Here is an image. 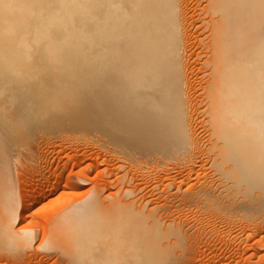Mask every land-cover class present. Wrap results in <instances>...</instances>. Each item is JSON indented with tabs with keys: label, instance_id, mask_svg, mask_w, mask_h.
<instances>
[{
	"label": "bare ground",
	"instance_id": "1",
	"mask_svg": "<svg viewBox=\"0 0 264 264\" xmlns=\"http://www.w3.org/2000/svg\"><path fill=\"white\" fill-rule=\"evenodd\" d=\"M89 138L137 171L205 158L196 202L264 231V0H0V255L47 264L39 222L67 209L38 246L67 264H181L151 201L104 203Z\"/></svg>",
	"mask_w": 264,
	"mask_h": 264
},
{
	"label": "rangeland",
	"instance_id": "2",
	"mask_svg": "<svg viewBox=\"0 0 264 264\" xmlns=\"http://www.w3.org/2000/svg\"><path fill=\"white\" fill-rule=\"evenodd\" d=\"M205 3L202 1L201 7ZM198 53L199 55L194 58L202 62L204 57L201 56L200 49ZM192 61L193 58L189 56V62ZM96 140L89 138L87 141H73L72 143L88 151V163L96 165L105 160L100 168L107 172L102 183L108 186V190L103 195L104 198L107 197L104 203L109 204L115 196L123 198V193L127 189L138 191L136 195L124 196V199L135 201V205L151 201L148 205L149 209L156 208L157 214L163 219L169 223L173 222L174 225L179 224L188 237L183 247L178 248L175 253L176 256L183 255L181 264H264V231H258L239 221L240 218L233 216V213L228 211V207L222 208L219 213L215 214L210 212L211 209L207 203L196 202L195 197L201 193L202 188L215 180L214 171L210 168L209 162H204L205 158H198L193 164L183 159L172 161L168 164L167 171L149 169L137 171L139 167L131 169L123 160H114L107 156L104 148L95 145ZM101 149L104 151H100ZM99 154L101 157H98ZM124 165L125 168L109 175L111 170ZM100 170L93 169L91 178H95ZM168 175L171 176L166 180ZM122 177H125L124 181L120 180ZM131 178H133L132 183L128 185ZM170 182L174 184L169 190H165ZM93 186L90 183L84 189L79 190V193ZM76 199L80 200V197L76 196ZM43 204H50V201ZM53 205L58 207L63 205V199L50 204L49 207H54ZM65 211L39 222L41 235L35 245L36 248L31 250L33 260L38 253L47 260V264H67L58 252L47 250L45 244L38 248L44 237L42 234L57 223ZM0 257V264H28V259L25 258L27 261L21 259L22 256L2 254Z\"/></svg>",
	"mask_w": 264,
	"mask_h": 264
}]
</instances>
